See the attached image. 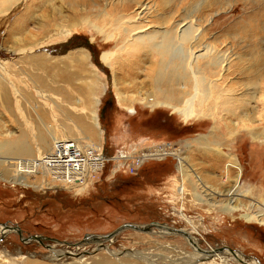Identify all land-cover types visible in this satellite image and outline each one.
I'll return each instance as SVG.
<instances>
[{"label":"rangeland","instance_id":"374dc122","mask_svg":"<svg viewBox=\"0 0 264 264\" xmlns=\"http://www.w3.org/2000/svg\"><path fill=\"white\" fill-rule=\"evenodd\" d=\"M113 1L121 5L119 0H100L99 4L111 9ZM143 1L147 7L142 15L133 4L125 13L143 20L165 19L164 27L154 23L149 32L190 25L197 44L192 50L197 54L207 46L204 54L223 62L209 65L212 73L204 78L197 68L207 58L201 61L198 57V67L186 46L170 48L166 43L163 48L170 55L164 60L154 57L162 67L154 77L141 53L126 61L127 55L118 52L114 74L102 55L117 50L119 40L109 39L93 14L82 17L73 28H64L59 36L56 26L42 35L40 28L51 25L59 15L74 16L72 9L62 4V12L53 13L47 6H34L30 19L22 23L25 9L32 5L31 0H21L9 13L0 9V143L26 133L29 136L23 141L31 143L39 158L54 150L59 140L54 135L85 148L89 145L95 154L104 149L111 157L170 144L173 153L187 158L194 168L191 180L196 182L198 176L204 185L196 182L194 189L182 179L175 156L147 160L141 167L120 169L116 174L112 170L119 161L111 158L99 174L91 168L86 171L90 185L85 189L50 181L43 165L21 167L20 172L17 163L22 160L12 158L8 163L5 157L0 165V264H245V259L264 264V0ZM95 3L83 4L82 12H100ZM24 24L25 42H20L15 26ZM29 64L39 67L40 76L31 73ZM252 70L258 73L253 80L256 87L242 74ZM199 80L198 87L195 82ZM208 80L234 89L237 96L254 90L257 99L252 106L257 113L253 125L258 135L246 131V121L244 125L234 118L238 124L235 134L225 135L222 128L215 139L203 143L215 122L202 113L199 118L186 119L176 108L188 107L191 94L196 88L202 90ZM153 87L160 97L175 98L176 106L151 107L130 101L146 98ZM125 99L127 105L122 103ZM84 123L90 125L88 131L82 128ZM40 134L49 144L37 152L42 142L35 140ZM29 159L23 160L30 163ZM235 159L237 165L230 167L229 160ZM18 173L27 178V186L12 183ZM211 190L222 195L210 196ZM233 190L237 194L230 203L233 207L224 208ZM247 214L253 220H247ZM122 225L125 228L120 233L106 239ZM16 226L22 235L12 230ZM179 230L189 233L198 249L212 253L204 252L205 259L197 260L195 247ZM225 247L241 254L245 263L228 255L229 251L221 252L223 258L212 257L216 249Z\"/></svg>","mask_w":264,"mask_h":264},{"label":"bare ground","instance_id":"6f19581e","mask_svg":"<svg viewBox=\"0 0 264 264\" xmlns=\"http://www.w3.org/2000/svg\"><path fill=\"white\" fill-rule=\"evenodd\" d=\"M2 1L3 2L0 3V9H3V11H6V13H9L11 11V8L14 5L16 6V4H19L18 2H20L21 0H2ZM90 1L91 0H31L32 6L27 7L25 9V12L22 15V21L21 22L26 23V21H27L26 19H30L31 14H32L31 10L34 6H37V8H42L44 6H47L53 12V11H58V10L61 11V8H63L61 5L63 4L64 6H67L68 8L72 9V13H74V16L68 15V17H65V16L59 15L58 18H55L53 20L51 25L45 24L42 28H40V29H42L41 34L45 35L46 34L45 31H50L51 27L56 26V28H58L59 33H55V35L59 36L62 33V31L64 30V28H66V29L67 28H69V29L73 28L74 26L77 25V23H79V21L82 19V17L85 18L84 16L87 17V15L93 14L92 17H94V20H97V22H99L100 24H102L103 27L106 28L105 29V30H107L106 35L109 36V39H114L113 41H116V39H117V41L119 40L118 45H120V46H118L119 48H117V50H115L114 52H105L102 55L103 63L108 65L114 74L117 71L115 66L119 64V60H120V59L118 60L115 58V55H117L118 52H120V53L122 52V53L127 55L126 59H125L126 61H128L130 58H133L134 56L141 53V54H144V59H147V61L149 63L148 69L150 71L149 72L150 77L151 78L154 77V74H158L162 68V67H160L161 64H158V62H156L154 59L158 58L160 60H164V58H167L168 55H170V52L166 49L164 50V48H163L164 44H166V43H167V45L170 46V48L171 47L173 48L175 46L177 47L178 44L182 45L181 47L186 46L185 48H187V50H189V52H190L189 58L194 59V61H195V63L193 62L194 65H198V63H199L198 57L199 58L201 57V61H202V59L205 60L207 58L208 60L206 59V64L203 67H199V65H198L199 68H197L199 74H200V69H201L203 76H204V74L207 75V74L212 73L209 65L213 67L215 65H219L220 62H223V61H220V59H217L218 57L215 58L216 56L215 57H211V56L208 57L207 55H205L204 53H205V51H207V46H205L204 48H201L202 50L200 49L199 51H197L198 52L197 54H196V52H194L195 50H192V49H194V47H197V44L195 45L196 36L193 35V32L190 28V25L186 26V28L183 27V29H181L182 31L181 30H174V29L163 31L164 30L163 27L165 26L166 21L162 17L157 18V16H156L154 19L153 16H150V17H153V19L152 18L151 19L145 18V20H143V18L141 16L140 19H142V20L139 21L140 19H137L135 16H131V15H128V13L127 14L125 13L128 10V8H130L131 6L134 5V6H137L136 12L139 11L138 14L142 15V13H144L146 11V7H147V5L145 4V1H143V0H119V4L121 2L120 6H117V4H114V1H113V4H112L113 6L111 7V9L102 8L101 5L99 4L100 0H92L93 2L97 1V3H95L93 6H95L97 8L95 10H99L100 12L94 13V11L91 9L86 10L85 12H82L84 10V9L82 10V5L85 4L88 6ZM58 5H60V6H58ZM85 8H87V7H85ZM120 9H122L124 12L120 11ZM53 13H55V12H53ZM99 13H101V14H99ZM3 14H5V13H3ZM134 14L136 15V13H134ZM52 16H53V14H52ZM89 18L91 19V17H89ZM168 20H170V19H168ZM183 21H184V19H183ZM171 22H172V20H171ZM93 23H94V21H93ZM154 23H158V24L162 25L163 26L162 29H160V31L153 29L151 32H149L148 27H150V26L153 27L152 24H154ZM189 23H191V21ZM158 24H157V26H158ZM173 24H175V21ZM15 30H16L17 34H19V36H20V38H18V40L20 42H25L24 37L22 36L23 35L22 33L26 32V25L24 24L22 27H19L18 25H16ZM101 30L103 32H105L103 29H101ZM109 32H111V33H109ZM32 38H33V36H32ZM197 43H199V42H197ZM192 44H194V46H192ZM150 45H151V47H150ZM184 47L182 49H184ZM158 48H159V50H158ZM172 50H174V49H172ZM172 50H171V53H172ZM183 51H184V53L186 52V50H183ZM201 51H203V52H201ZM199 52H201V53H199ZM209 52H210V50H209ZM174 53H176V52H174ZM34 59H36V57H34L33 60ZM166 62L169 63L168 61H166ZM171 63H173V62H171ZM34 64L33 65L29 64V66H31V73L34 72L35 74L40 76L41 70L39 69L38 66H35L36 64L35 65ZM173 64H175V63H173ZM194 65H193V67H194ZM201 65H202V63H201ZM161 73H163V72H161ZM242 74L247 76L246 79L252 80L248 84H250L251 86L253 85V87H256L253 80L255 77H257L258 73H256L255 71L252 70V71H245V72L243 71ZM158 77H160V76H158ZM204 78H205V76H204ZM40 79H42V78L40 77ZM196 80L197 79L195 78V81ZM115 82H117V81H115ZM149 82H152V81H149ZM206 82L207 83L205 84V86L203 85L202 90L196 91L197 90V88H196L195 93L191 94L192 96L190 97V99H188L189 100L188 101V107H186V108H182L179 106H177V108L175 107L176 110L178 111V113L181 114L186 119L199 118L201 116V113H202L203 116H205V117H207V118H209L215 122V126L213 127L211 134L207 138L202 139V141H204L203 143L210 141L212 138L215 139L217 137L216 136L217 133L222 128H225V131L227 132V133H225V135L230 136L232 134H235L237 132V127H238L237 122H240V121H242V123H243V121H246L248 123L247 125H245L243 123L246 127V131L252 132V133H254V135H256V134L258 135V132L255 131V128H254L255 126L253 125L256 121L255 118H256V113H257V107L252 106L253 102L255 103L256 102L255 100L257 99L254 96V90L252 92L251 90L246 89V92L244 94H242V96L241 95L237 96L234 92V89L231 90V89L223 88L221 84H218L213 80L212 81L208 80ZM195 83L196 84L200 83V80H199V82H195ZM248 84H243V85L246 86ZM196 86H198V84ZM248 87H250V86H248ZM157 89H158V87H157ZM116 90L119 94V90L117 88V85H116ZM255 90H257V89H255ZM171 91H173V90H171ZM247 95H249V96L245 97ZM132 100H136L138 102L146 104L147 106L149 105L151 107H156L159 105L160 106L161 105H167V106H172V107L176 106L175 105V103H176L175 98H173L172 96L171 97L170 96L169 97H160L157 90L154 87L152 88L151 92L146 94V98H142L141 101H139L135 98L131 99L130 101H132ZM122 103H125V105H127L128 101L125 99V100H122ZM217 110H219L220 113L224 112V115L216 112ZM229 115H230V117H229ZM234 118L237 120V122L232 121ZM85 125H86V127H82V128H84L88 131L89 128H91V127L89 124H85ZM28 136L29 135H26V133L21 132L20 135L17 137L18 139H16L15 141L0 143V165L4 164L5 162L9 163V159H12V158H19V160H22L19 163H17V164H19V171L20 172H21V167L27 169L30 165L36 166V167H38V166L41 167V165H43L45 175L47 178H49L50 181L60 182L61 184H63L62 182H65V183H68V185H70L68 187H71V185H73L76 181H75V179L73 180L74 175H72V176L70 175V168L65 169L64 167H62L63 171H61L60 173L56 170L57 169L56 165L58 162L60 165H62V164L64 165L68 162L67 160L62 161V157L65 153L69 154L72 157V159H75V160L77 159L75 157L78 156L79 154H80V156H82L80 158L83 160L82 166L80 164H78V166H80V171H81V172H79V174H81L82 176L78 177V180L81 179V177L83 178L86 175V171L89 168L95 169V171L99 174L101 172V169L105 167L104 165H107L106 163L111 161L110 160L111 158H114L115 162L119 161V163H117L115 168H113V170H115L117 167V169H116L117 171L112 170V173L114 172L113 174H116L117 172H119L120 169H125L127 171L128 168H130V167H134V168L141 167V165L147 160L164 161L166 158H168L170 156H172V157L175 156L176 157L175 159L177 160V163H178L177 168H178V171L181 175V178L184 180L185 179L188 180V182H191V186L194 187V189H195L196 182H200L201 186L204 185V183L201 181L200 177H198V176H196L198 178V180L196 182L191 180L190 176L195 173L194 168L189 163L187 158H185L184 156L182 157V155H180V154L176 155L175 153H173V150L170 147L171 146L170 144H169V147H168V145H164V146L163 145L162 146L153 145V146H148V147H142V150L138 149L137 151H135L132 154L126 155L123 152L119 155H116V157H111L110 155H107L104 152V149H103V152H101V150H98L97 154H95L96 149H94L93 147L86 145V147H88V148H85V147L79 145L76 141L72 140L73 144L67 145L65 149H63V148L56 149V145H54V147H53L54 150L52 149V152L48 156L45 157V155H46L45 154L43 157L39 158V157H35V153H34L35 150L31 148V146H32L31 143H29L28 141H23ZM37 137L39 139L38 140L36 139L35 141L36 142H42L40 147H38V149H37V152H38L39 148H40V151L43 150V148L44 149L47 148L49 143L43 134H40ZM52 137H53V139H55L54 136H52ZM210 143H212V142H210ZM146 148H148V149L145 151ZM188 148H190V147H188ZM72 150L74 151L73 153H72ZM117 156H119V157H117ZM5 157H8V159ZM5 159H7V161L4 162ZM23 159H29L30 163H28V161H25ZM75 162H77V161H75ZM229 164L231 165L230 167L235 168V166L237 165L236 159L233 161L229 160ZM20 165H22V166H20ZM4 169L7 172L10 171V168H4ZM66 172H69V174L66 175L65 174ZM16 176H17V178H15V179H17V180H15L12 183H18V184H22L25 186L28 185L27 178L22 177L23 173H22V175L18 173ZM21 177L23 179H20ZM56 186H62V185H56ZM64 187H67V186H64ZM85 188H86V186L83 187L82 189H85ZM179 192H180V190H179ZM193 192L195 193V191H193ZM234 192H236V190H233L232 193L227 195V197H226L227 201H225V203L223 205L224 208H228V205H230L231 202L233 204V200L236 198V195H237ZM209 194H210V196H215L217 198H218V196L222 195L221 193L215 192L213 190H211V192ZM197 197H199V196H197ZM232 204L230 206L233 207ZM231 209H233V208H231ZM247 216H248L247 220H251V219L253 220V216H251L249 214H247ZM165 227L167 228L168 231H173V230H171L169 225L165 224ZM12 230L14 232H17L16 228H12ZM121 231L119 230V232H117L115 234V236L118 233H120ZM177 233L183 234L184 236H186L189 239V241L193 244V246L195 247V250H196L195 256L197 257V260L205 259L204 257L207 256L205 253H212V251L207 252V251H203L202 249L201 250L198 249L194 245L195 243L192 242L193 237H191V235L189 233H186V232L180 231V230L177 231ZM112 238H110L108 240H111ZM91 239L96 241V242H100V244L105 242V241H99L95 238H91ZM202 252H203V255H202ZM221 252H228V255L235 257V259L239 258V261H242L243 263L246 262L245 264H257V263H253L251 261L247 262L246 259L243 258V256L241 254H238L235 251L228 250L226 248L221 250V251H218V253L214 251V255L212 257L216 256L218 258H223L221 254H224V253H221ZM208 257H210V255ZM244 259H245V262H244ZM106 261H110V259L106 260ZM114 264H116V262H114Z\"/></svg>","mask_w":264,"mask_h":264},{"label":"built area","instance_id":"2783aa9c","mask_svg":"<svg viewBox=\"0 0 264 264\" xmlns=\"http://www.w3.org/2000/svg\"><path fill=\"white\" fill-rule=\"evenodd\" d=\"M70 139H64V140H58L55 145H56V149H65L67 145H72L73 144V141H69ZM72 149V148H71ZM74 151L72 150V153ZM82 156H80V154L78 156H76L75 158H77L76 160L75 159H72V157L65 153L62 157V161H65L67 160L68 162L66 164H62L60 165L59 162L57 163L56 167H57V171L60 173L61 171H63L62 167H64L65 169L67 168H70V175H74L73 176V180L75 179V183L73 185H71V187L73 188H83L86 186V188L90 185L88 182H90L88 180V178L86 177V175L81 179L78 180V177L82 176L81 174H79L80 171V166H78V164H80L82 166V159H80ZM77 161V162H75ZM57 172V173H58ZM66 175L69 174V172H66L65 173Z\"/></svg>","mask_w":264,"mask_h":264},{"label":"water","instance_id":"95a60500","mask_svg":"<svg viewBox=\"0 0 264 264\" xmlns=\"http://www.w3.org/2000/svg\"><path fill=\"white\" fill-rule=\"evenodd\" d=\"M128 227H131V228H137L135 225H132V224H129V225H127ZM147 227L148 226H145L143 229H147ZM123 228H125V226H120L118 229H116L114 232H112V233H110L109 235H108V237L106 238L107 240L108 239H110L112 236H114L117 232H119V230L121 231ZM139 229V228H138ZM16 230H17V232L20 234V235H22V230L20 229V227L19 226H16ZM34 238H36V237H34ZM226 249H228V250H232L231 248H228V247H225ZM225 248H218V249H216V252H218V251H221V250H223V249H225Z\"/></svg>","mask_w":264,"mask_h":264},{"label":"crops","instance_id":"0c3cea01","mask_svg":"<svg viewBox=\"0 0 264 264\" xmlns=\"http://www.w3.org/2000/svg\"><path fill=\"white\" fill-rule=\"evenodd\" d=\"M54 137H55V139L57 140V139H59L60 140V137H57L56 135H54Z\"/></svg>","mask_w":264,"mask_h":264}]
</instances>
